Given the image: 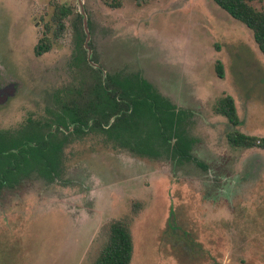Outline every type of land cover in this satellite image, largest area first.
I'll return each instance as SVG.
<instances>
[{
    "label": "rangeland",
    "instance_id": "obj_1",
    "mask_svg": "<svg viewBox=\"0 0 264 264\" xmlns=\"http://www.w3.org/2000/svg\"><path fill=\"white\" fill-rule=\"evenodd\" d=\"M120 2L0 0V79L18 82L0 129L43 118L94 83L83 47L104 76L138 72L182 112L191 156L141 157L103 132L69 134L53 179L36 171L0 190V264H94L122 218L130 264H264V147L228 140L234 130L264 137V54L251 30L214 0ZM254 4L264 11V0ZM62 5L72 10L61 30ZM225 95L237 126L216 112Z\"/></svg>",
    "mask_w": 264,
    "mask_h": 264
},
{
    "label": "trees",
    "instance_id": "obj_2",
    "mask_svg": "<svg viewBox=\"0 0 264 264\" xmlns=\"http://www.w3.org/2000/svg\"><path fill=\"white\" fill-rule=\"evenodd\" d=\"M112 7L121 6L120 0H105ZM149 0H136L144 4ZM232 17L244 23L252 32L255 42L264 54V11L255 6L258 0H214ZM72 8L62 5L57 8L54 20L59 19V28H64L63 18ZM51 49L50 42L39 44L37 53ZM80 60L92 71L94 83L88 88L71 92L74 99L60 101L62 107L50 110L47 116L28 121L17 130L0 129V190L12 187L32 172L53 179L58 174L63 160V151L68 135L103 132L119 146L126 147L141 157H166L184 161L191 153L184 135H180L182 112L176 111L172 102L143 75L115 73L104 76L102 67L94 68L80 48ZM95 60V59H94ZM216 72L224 76L223 65L216 64ZM87 90V92H85ZM72 91V90H71ZM83 92L84 96L80 94ZM83 97V99H82ZM216 112L225 116L230 124H240L235 99L232 95L221 97ZM111 119L113 121L111 122ZM66 131L69 133L66 134ZM63 135V138H57ZM173 139H178L172 143ZM235 147H264V137L248 135L239 130L228 134ZM67 141V143H66ZM201 166H205L203 163ZM206 167V166H205ZM166 230L177 228L173 215ZM134 242L131 219L114 220L109 225L107 238L100 247L94 264H130Z\"/></svg>",
    "mask_w": 264,
    "mask_h": 264
},
{
    "label": "flooded vegetation",
    "instance_id": "obj_3",
    "mask_svg": "<svg viewBox=\"0 0 264 264\" xmlns=\"http://www.w3.org/2000/svg\"><path fill=\"white\" fill-rule=\"evenodd\" d=\"M10 80H13L12 78H6V81H5V78L4 79H0V104H2L3 102H5L8 98H10V96H8L11 92L10 91H14L16 89V87H14L15 85L18 87V82L15 80L13 82H10ZM5 81V82H3ZM16 91V90H15ZM13 94H15V92H13ZM50 113V111H49ZM28 119H32L33 121L35 119H33L32 117H29ZM28 119L22 123L17 129L21 128L27 121ZM17 129H14V130H17ZM1 130H4V129H1ZM10 131H13V130H10ZM66 134L69 133V131H66Z\"/></svg>",
    "mask_w": 264,
    "mask_h": 264
},
{
    "label": "water",
    "instance_id": "obj_4",
    "mask_svg": "<svg viewBox=\"0 0 264 264\" xmlns=\"http://www.w3.org/2000/svg\"><path fill=\"white\" fill-rule=\"evenodd\" d=\"M85 26L87 27L86 21H85ZM87 35H88V38H89V32L88 31H87Z\"/></svg>",
    "mask_w": 264,
    "mask_h": 264
}]
</instances>
